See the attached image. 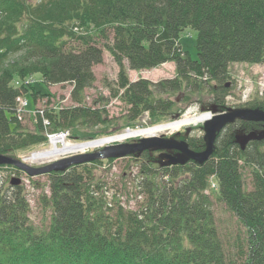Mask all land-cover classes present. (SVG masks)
Returning a JSON list of instances; mask_svg holds the SVG:
<instances>
[{
    "label": "trees",
    "instance_id": "trees-1",
    "mask_svg": "<svg viewBox=\"0 0 264 264\" xmlns=\"http://www.w3.org/2000/svg\"><path fill=\"white\" fill-rule=\"evenodd\" d=\"M75 23L91 31L80 35ZM188 28L198 33L196 59L180 44ZM105 50L121 67L111 88L131 106V119L170 110L168 96L182 90H207L224 107L230 65L264 60V0H0V154L46 140L41 121L34 134L22 127L17 98L29 90L12 87L14 78L38 72L46 84H72L78 104L47 114L55 129L108 122L105 111L82 103ZM17 54L24 56L7 64ZM170 61L174 78H128L126 62L142 70ZM261 129L263 122L237 120L202 164L160 165L152 150L138 154L144 201L136 210L108 200L89 165H77L51 177V195L41 199L50 224L38 230L25 189L0 185V264H264V139L253 138ZM191 144L199 150L204 139ZM212 176L219 189L208 193ZM213 199L244 228L237 256L221 239Z\"/></svg>",
    "mask_w": 264,
    "mask_h": 264
},
{
    "label": "rangeland",
    "instance_id": "rangeland-1",
    "mask_svg": "<svg viewBox=\"0 0 264 264\" xmlns=\"http://www.w3.org/2000/svg\"><path fill=\"white\" fill-rule=\"evenodd\" d=\"M39 0H31V3H37ZM78 26L79 23H75ZM94 27H92L93 29ZM76 29V28H75ZM81 32V35L91 31V28L80 27L76 29ZM197 38L196 30L188 28L180 33V44L193 59L197 58ZM23 55H16L7 62L17 64L18 60L23 58ZM126 71L130 81L139 79H147L153 82H158L166 78L176 77V67L174 62H166L160 66L151 69L131 70L125 63ZM96 75V81L90 88L86 89L83 97V104L88 107L98 108L104 112L109 120L105 124L98 125L92 128H83L82 125H76L71 128H64L60 131L59 137L66 136L73 143L88 142L96 139L111 138L124 134L129 129L146 128L158 125H166L173 121L185 118L188 115L209 112L214 114L229 112L232 108L248 107L262 109L259 101H264V60L256 63L240 62L232 63L229 67L228 86L230 87L229 94L226 98L224 107H219L213 103L214 94L205 90L203 92H189L182 90L181 93H171L168 97L174 103L170 110L151 113L146 110L140 112V115L131 119V106L120 99V96H114L111 87H117L118 75L121 70L120 65L114 60V57L108 50L104 51L103 62L93 67ZM12 87L25 86L28 88L27 98L29 100L28 107H24L27 111L19 113L23 115L21 119L22 127L34 134L36 130L35 124V108L47 107L51 111H58L63 108H68L77 105L73 101L71 92L73 86L71 83H61L50 85L46 84L44 75L38 72L32 73L22 79L14 78L11 82ZM31 92L40 93L37 98V103H34ZM24 106V104H22ZM228 110V111H227ZM264 110V109H262ZM130 124V126H129ZM67 130L70 134H67ZM95 131L97 134H93ZM31 134V135H32ZM204 122L195 125L182 127L174 132H166L160 134L165 137L177 138L178 140L187 141L192 147L193 142L199 141L204 137ZM46 135V134H45ZM143 137L127 139L121 142L111 144L133 143L138 142ZM204 139V138H203ZM205 142V141H204ZM50 142L48 137L46 140L26 147L16 148L11 152L10 157L24 161L33 167L46 166L53 161L29 162L25 157L31 156L33 152L48 148ZM61 145V144H59ZM109 145V144H107ZM105 145V146H107ZM103 147L90 148L84 153H94L103 149ZM199 150H205V145L197 147ZM215 151V150H214ZM83 153L73 154L79 155ZM174 156L178 153L173 151ZM72 156V155H70ZM151 156L157 159V164L165 165L168 163L166 157L160 152H151ZM68 157V156H66ZM60 158L58 161L64 159ZM141 156H128L120 159L96 160L97 163L88 162L81 165H89V169L94 171L99 184L104 185V191L108 200H121L122 204L129 209L138 208L144 199V194L137 187L138 179L140 178ZM56 161V160H55ZM21 177L23 179L22 187L25 189L26 197L30 203V219L38 230L45 229L50 224L52 209L50 205L45 204L41 199L43 196L51 195V178L48 174H41L30 177L24 171L16 169L12 166L0 167V185L5 189H15L18 185H12V177ZM249 182V181H248ZM214 184V183H213ZM249 184V189H251ZM213 210L215 212L221 239L224 242L225 248L229 255L237 256L242 247V238L244 237V228L236 221L234 215L220 201L213 199Z\"/></svg>",
    "mask_w": 264,
    "mask_h": 264
},
{
    "label": "bare ground",
    "instance_id": "bare-ground-1",
    "mask_svg": "<svg viewBox=\"0 0 264 264\" xmlns=\"http://www.w3.org/2000/svg\"><path fill=\"white\" fill-rule=\"evenodd\" d=\"M75 28L77 29L78 26H74V30L76 31ZM78 33L80 35L82 34L81 32H78ZM32 93L33 92H31V94H30L31 96H32ZM27 100H28V98H27ZM37 101L38 100H36V102H34V103H37ZM28 102H29V100H28ZM237 109H246V108L245 107H239V108H232L231 110H237ZM250 109H257V108H250ZM25 111H27V110L26 109H23V112H25ZM49 111H51V110H49L47 107H38V106H36V108H35V112H36L35 113V121H36L35 124H37L39 121L42 122V125L45 128L44 133L46 134V137H48L50 144L48 145L49 146L48 148H46V149L43 148L41 150H38L36 152H33L31 156L25 157V160H27L29 162H38L39 161L41 163H44V162H47V161H53L54 160V162L50 163V164H54V163H57L58 160L60 158H62V157H65V158L68 159V158L72 157L73 154L84 153V152H86L90 148L103 147V146H105L107 144H111V143H114V142H121V141H125L127 139L136 138V137L160 136V134H162V133H166L168 131H170L172 133L174 131H177V130L181 129L182 127L189 126V125H195V124L200 123V122H204V125H205V123L207 121L212 120L214 118V116L216 115V114L213 115L212 113H209V112L203 113L201 115L192 114V115L186 116L185 118H181L179 120L173 121V123L166 124V125H158V126L146 127V128H142V129L141 128H137V129L134 128V129L127 130L124 134H121V135H118V136H114V137H111V138L96 139V140L88 141V142L73 143V142L69 141L68 138L66 139V136L59 137V133L63 129H55L53 127L52 120L47 115ZM57 112L58 111H51V112H49V114H51V113H57ZM222 112L228 113L226 111H222ZM224 113H222V114H224ZM18 115H19V118L20 119H23V115L22 114L19 113ZM39 118L41 120H39ZM237 120H243V121H247V122H252V121H248V120H244V119H239L238 118V119L234 120L233 122L226 124V126H224L220 131L217 132V136H216L215 142H216V140L218 138V135L227 126L234 124ZM68 133L70 134V131L69 130H67V134ZM205 135H206V131H205V134H204V137H203L204 138V141H205L204 142V145L206 147ZM238 136L241 137L239 139H242L244 137L242 135V133L238 134ZM166 138H169V137H166ZM253 138H256L258 140L264 139V129H261L259 131L254 132ZM170 139L178 140L177 138H172V137H170ZM249 140H251L250 137L244 138V140H241V145L243 147H245L247 145V142ZM178 141H185V140H178ZM185 142H187V141H185ZM59 144H61V145H59ZM188 146H189V148L191 150L196 151V152L204 151V150H195V149H193L190 146L189 143H188ZM214 150H215V143H214L213 152H212L211 156L209 157V159L214 154ZM145 151H147V150H145ZM152 151H155V152L158 151V152H160L161 155H164V154H173V151L177 152L178 155L181 154L177 150L165 149V148H160V149L159 148H155V150H152ZM70 155H72V156H70ZM134 155L135 156H139L138 153H134V154L127 155L125 157L134 156ZM66 156H68V157H66ZM121 158H124V157H121ZM107 159L109 160V158H107ZM111 159H120V158H110V160ZM166 159L168 161V163H166V164L173 165V163L170 162V159L169 158L166 157ZM97 160H106V159H97ZM95 161L96 160H94L93 163ZM22 162H24V161H22ZM89 162H92V161H89ZM191 162H196V161L194 159H187V160H185L184 163L185 164H189ZM86 163H88V162H86ZM25 164H27V163H25ZM79 165H81V164H79ZM4 166L5 165H1L0 167H4ZM8 166H12V167H15L16 169H19L21 171H24V170H22V169H20V168H18L16 166H14V165H11V164L8 165ZM29 166H32V165H29ZM75 166H77V164L72 163V164L67 165V168L65 170H63V171H61V170H52V171L45 172L44 174H48L50 176V178H51L53 175H60V174H62L64 172H66V171L68 172V171H70ZM42 167H44V166H40V167H36V168H42ZM24 172L28 176H30L26 171H24ZM39 175H41V174H39ZM35 176H37V175H35ZM30 177H33V176H30ZM13 178L20 179L21 182H20L19 185L22 186L23 179L21 177H15L14 176L11 179H13ZM51 182H52V180H51ZM218 189H219V184H218L217 180L215 179V177L212 176L210 178V180H209V187L207 189V192L208 193L209 192H214V191H217ZM119 201H120L121 205H123L122 204V201L121 200H119ZM143 201H144V199H143ZM143 201H142V203H143ZM136 209H132V210H136ZM103 259H104V261L107 260L105 258H103Z\"/></svg>",
    "mask_w": 264,
    "mask_h": 264
},
{
    "label": "water",
    "instance_id": "water-1",
    "mask_svg": "<svg viewBox=\"0 0 264 264\" xmlns=\"http://www.w3.org/2000/svg\"><path fill=\"white\" fill-rule=\"evenodd\" d=\"M238 118L264 123V110L246 108L231 110L230 112L224 114H216L212 120L207 121L204 125V130L206 131V149L201 152L191 150L188 143L185 141L166 138L162 135L143 137L138 142L133 143L126 142L121 144H109L100 151L74 155L68 159L64 158L57 163L49 164L42 168L32 167L8 155L0 154V166L11 164L26 171L30 176H35L52 170L63 171L67 168V165L72 163L79 165L97 159L121 158L130 154L141 153L152 148H165L179 151L181 153L180 157H176L172 154L162 155L169 158L171 163H184L187 159H194L196 162L202 164L209 159L213 152L217 132L226 126V124L231 123ZM20 182L21 180L18 178H13L11 180L12 185H19Z\"/></svg>",
    "mask_w": 264,
    "mask_h": 264
},
{
    "label": "built area",
    "instance_id": "built-area-1",
    "mask_svg": "<svg viewBox=\"0 0 264 264\" xmlns=\"http://www.w3.org/2000/svg\"><path fill=\"white\" fill-rule=\"evenodd\" d=\"M17 100H18V105H19L18 112L19 111L21 112L22 109H25L24 107L27 106L28 102L24 97H18ZM22 104H24V106Z\"/></svg>",
    "mask_w": 264,
    "mask_h": 264
}]
</instances>
